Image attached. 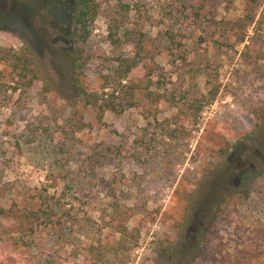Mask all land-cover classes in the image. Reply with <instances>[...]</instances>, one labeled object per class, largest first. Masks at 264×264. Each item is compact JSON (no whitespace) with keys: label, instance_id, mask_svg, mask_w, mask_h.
I'll use <instances>...</instances> for the list:
<instances>
[{"label":"rangeland","instance_id":"obj_1","mask_svg":"<svg viewBox=\"0 0 264 264\" xmlns=\"http://www.w3.org/2000/svg\"><path fill=\"white\" fill-rule=\"evenodd\" d=\"M97 4L82 83L116 113L74 95L72 0H0V264H264V0Z\"/></svg>","mask_w":264,"mask_h":264},{"label":"trees","instance_id":"obj_2","mask_svg":"<svg viewBox=\"0 0 264 264\" xmlns=\"http://www.w3.org/2000/svg\"><path fill=\"white\" fill-rule=\"evenodd\" d=\"M98 14L97 0H72L68 21V42L71 49L68 66L71 69L72 89L75 97L84 103L85 106L111 113H116L119 107L116 104V91L111 93H89L82 83V72L84 65V46L91 35L92 24ZM3 60L10 64V67L17 76L25 80L28 88L38 81L34 70L35 57L28 45L22 49L2 51ZM138 64L136 60H119V69L115 71L116 77L121 81L128 77L130 71ZM105 89V87L103 88ZM215 97L212 95L211 100ZM197 110H200L198 107ZM247 195L248 190L244 189ZM2 212V211H0Z\"/></svg>","mask_w":264,"mask_h":264}]
</instances>
